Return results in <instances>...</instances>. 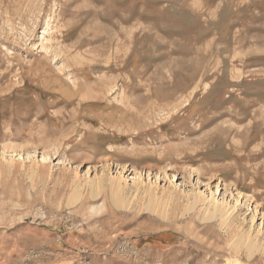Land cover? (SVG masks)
I'll return each mask as SVG.
<instances>
[{"label":"rangeland","instance_id":"374dc122","mask_svg":"<svg viewBox=\"0 0 264 264\" xmlns=\"http://www.w3.org/2000/svg\"><path fill=\"white\" fill-rule=\"evenodd\" d=\"M0 264H264V0H0Z\"/></svg>","mask_w":264,"mask_h":264},{"label":"bare ground","instance_id":"6f19581e","mask_svg":"<svg viewBox=\"0 0 264 264\" xmlns=\"http://www.w3.org/2000/svg\"><path fill=\"white\" fill-rule=\"evenodd\" d=\"M104 85V84H103ZM96 96H97V94H96ZM94 97V96H93ZM90 98V97H89ZM91 100V99H90Z\"/></svg>","mask_w":264,"mask_h":264}]
</instances>
